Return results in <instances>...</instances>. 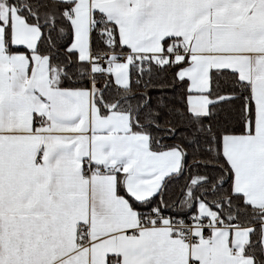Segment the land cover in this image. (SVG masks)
Masks as SVG:
<instances>
[{"label": "snow or ice", "instance_id": "6c2138e0", "mask_svg": "<svg viewBox=\"0 0 264 264\" xmlns=\"http://www.w3.org/2000/svg\"><path fill=\"white\" fill-rule=\"evenodd\" d=\"M0 264H264V0H0Z\"/></svg>", "mask_w": 264, "mask_h": 264}]
</instances>
